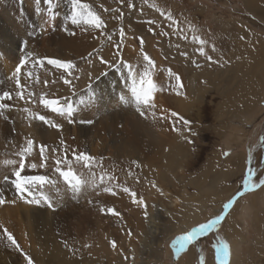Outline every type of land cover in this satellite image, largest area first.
<instances>
[{"label": "rangeland", "instance_id": "1", "mask_svg": "<svg viewBox=\"0 0 264 264\" xmlns=\"http://www.w3.org/2000/svg\"><path fill=\"white\" fill-rule=\"evenodd\" d=\"M84 2L92 4L94 10L105 19L107 23L105 31L113 34L114 42L107 41L100 35V32L94 30L91 33V35L94 33L93 37H88L96 42L95 47L91 48L92 50H88L82 56L66 58L63 56L62 60H70L76 65L74 76L78 79H73L74 88L65 85L60 79L61 71L47 65L46 60L44 67L33 68L32 60L34 59L54 58L46 54L33 53L28 65L21 69L20 80L21 84L30 86V90L35 93V96L30 101L27 92H25V99L20 100L15 97V93L18 91L15 87V75H12L11 71L4 67L0 59V94L3 91H10L13 94L12 100L4 101L10 107L0 110L3 122L9 127L7 131L9 133H5L1 138L2 142L6 144L3 146L0 142V196L7 202L8 200L14 201V199L21 201L11 185V180L15 179L12 172L19 166V156L16 154L26 147L27 139H33L38 144L37 147H34L35 153L32 152L27 157L22 175H46L50 179L56 180V187L64 193H60L63 198H61V203H58L59 195L55 188L45 184L43 187L38 186V190L50 197L53 205L51 208L43 202L40 205L22 202L32 207L30 212L33 209L41 210L37 214L33 212L32 216L36 215L35 218L39 217L41 220L40 227H42L46 239L52 243L57 242L56 247H60L59 250L66 253V262L121 264L119 261L123 260V264H133L134 261L141 262L143 258L144 264H182L187 261L188 255L186 256V254L189 253L193 264H201V257H203L204 264L207 262L217 264L215 244L219 240H224L230 247V257L237 256V261H244L241 264H264V187L245 192L243 196L237 197L236 203L226 213L223 212V205L237 196L238 192L243 191V178L248 174L249 169H252L260 178H264V17L251 12L246 5V0H147V2L134 0L136 7L132 9L126 6V0L124 5H120L117 0H84ZM260 2L264 3V0H256V5ZM38 3L41 5L38 6ZM56 3L61 6V16L59 10L54 6L51 13L49 12L46 0H0V13L4 9L6 10L10 21L15 25H20V28L24 30L25 34L22 38L26 40L30 39L31 25L36 21L40 22L45 34L56 31L58 23H61V28L62 25L67 29L73 26L68 19L71 14L69 0H53L55 6ZM26 5L33 6L35 10L30 14L21 15V11ZM10 7H14L11 13L7 10ZM104 8H120L124 13L123 19H112L113 13L105 12ZM160 12H164L165 16H161ZM168 13H171L172 17L180 22L182 32H178L171 25V21L166 19ZM50 15L55 16V19L50 20ZM5 20L3 14H0V23ZM149 20L156 23L150 25L147 23ZM120 27H124L126 32L122 42H119L120 39L116 41V38H119ZM150 27L154 29V32L149 31ZM162 32L167 35H161ZM196 35L206 41V44L203 45L204 54L199 52L201 45L192 39ZM139 37H143L145 41L144 51L156 63L153 78L159 89L155 94L158 102H162L169 95L180 98L181 93L185 94L188 88L187 73L194 74V69L199 70L196 72L198 78H204L201 80V82L203 81L201 86L198 87L200 91H194L191 94V98L195 102L201 101L199 103L201 107L197 108L195 105L186 109L187 112L186 110L176 111L172 108L178 114L176 117L179 119L177 130L172 131V135L176 139L177 137L181 139L184 136L181 141L186 144L189 150L187 159L190 164H186L184 170L178 173L176 179H180L179 181L175 182L170 177V182L168 179H156L154 173L157 168L150 170L147 163L134 157L116 159L99 154L92 155L86 148L77 146L75 149L77 153L87 152L96 158L93 163L96 166L89 170L83 166L82 162L79 164L74 162L73 168L77 174L84 178H88L92 172H95L97 183L96 185L89 184L80 193L74 195L67 190L62 178H59V174L54 171L53 161L56 158H62L64 153L58 147L61 144L42 143L30 132L22 131L23 127L16 123L21 121L27 127L26 119L34 117L36 113L40 114L42 110L46 109L39 104L41 94H44L46 98H58L62 101L61 103H65L67 100L83 103L81 101H83L82 97L85 91H88V97L101 96L103 92L111 94L118 86L120 73L116 69H118L121 60L124 61L123 64H131L133 68L144 64L140 54ZM114 43H119L120 46L118 49L114 48L113 52L111 51L113 54L102 51L104 48H110ZM94 49L100 51L94 52ZM127 49L132 50H129L132 55ZM89 52L93 53L91 57L88 56ZM101 55L105 59L108 56L106 60L109 61H114V57L117 55L120 59L114 61L115 66L107 65L106 67L105 65L106 68L100 73L103 74L109 70L113 72V76L96 81L97 75H93L91 72L93 65L101 64L99 61ZM208 56L212 57V61L207 59ZM89 60L91 63L88 62ZM19 61L20 59L17 58L14 68L19 65ZM168 69L179 74L183 88L178 90L175 87V77L169 76ZM28 71L33 72L31 80L27 76ZM125 72L129 74L128 69H125ZM200 72H203L202 76L199 75ZM36 75L39 76L40 83H35ZM197 77L195 79H198ZM229 77L231 80L228 79ZM44 80L49 81L47 86L44 85ZM210 84L211 88L208 86ZM123 85L124 80H121L120 87L122 88ZM177 90L180 94L176 93ZM89 104H94V101ZM25 108L29 111L25 112ZM46 110L50 112L49 109ZM184 120L189 123L185 124ZM215 129L219 130L216 132L218 134H215ZM17 137L21 141L20 148L17 147L18 149L15 151V146L14 148L11 146H13L14 138ZM40 144H46L49 147L48 152L45 153L48 157V166L45 168L39 167L41 161L38 146ZM53 148L59 149V152L54 154L51 151ZM225 152L229 155H224ZM57 155L59 156L57 157ZM68 156L72 157V153H68ZM9 158L16 160L17 163L5 165L4 161ZM51 158L53 159L51 160ZM227 160L229 163H226ZM32 163H36L37 168H31ZM208 168L211 169V174L214 176L219 173L220 169L225 170V168L231 173L218 174V179H203V170ZM149 172L153 175H150ZM101 174L106 177L110 176L112 179L106 178L104 183H100ZM181 174H183L182 177H180ZM5 175L10 177L8 182L3 179ZM255 179L256 177H254ZM166 180L169 181V184ZM155 183L161 184V186L168 184V186H162L167 192L161 194V191H157L156 187H153ZM106 187L112 188L116 194L105 192L104 188ZM124 187L134 191L137 194V199L142 197L148 206L147 215L151 211V213L155 212V217L158 214L161 215V208L166 207L168 201L177 200L178 210H173L176 221L172 220L170 223L171 218L167 219L166 217V221L169 222L166 224L164 219H159L160 227L165 230L166 238L164 236L165 239L163 238L157 246L150 241L156 248L151 245L153 254L150 253L148 247H143V245L149 244V239L142 240L143 227L140 229L135 226L138 221L137 224L144 225L146 219L144 210L132 202L129 193L123 192ZM102 208L105 211H101ZM108 208H114L121 215L117 217L108 214L106 211ZM186 211L193 214V217L190 218L192 222L187 228L185 227L187 223L176 224V222H181L182 214ZM217 215L224 216L220 224L190 242L184 251L178 254L175 252L172 242L178 236L191 231L200 224L209 222ZM228 215L232 216L230 226L237 241L235 250L232 248V241L224 233L223 223ZM43 216L46 219L42 218ZM30 219L32 220V218ZM30 221L28 219L25 225L29 226L31 223L32 225L29 226L31 227L36 224V220ZM33 221L34 223H32ZM25 225L21 223L22 229H27ZM5 228L13 235L20 250L7 241L3 231ZM13 228V226H8L5 222L0 221V238L4 239L8 248L4 260L0 258V264H27L24 254L31 258L33 264H55L51 261L47 263L37 261L35 257L38 248L35 242L31 244L33 238L29 242L30 238L26 234L24 237L26 247H23L16 228ZM159 234L162 235L161 232ZM111 241L116 242L115 249L112 248ZM0 247L6 248L1 244ZM1 253L0 251V255ZM229 264H236V260L232 262L230 259Z\"/></svg>", "mask_w": 264, "mask_h": 264}, {"label": "bare ground", "instance_id": "2", "mask_svg": "<svg viewBox=\"0 0 264 264\" xmlns=\"http://www.w3.org/2000/svg\"><path fill=\"white\" fill-rule=\"evenodd\" d=\"M37 5L40 6L41 4L38 3ZM246 5L249 8V10L253 12L255 15L262 16V18L264 17V3L260 2L258 5H256V0H246ZM4 6L6 5L4 4ZM54 7L59 10L61 16L62 15L61 6L56 3V6L54 5ZM13 8L12 7L7 8L8 12L11 13ZM33 10H35L33 6L29 7L28 5H26L23 7V10L21 11V15L30 14ZM0 14H3V16L6 18L5 21L0 23V45H1L0 59L4 64V67L11 71L12 75H14L15 73L14 69L16 68L14 67L16 64V59L17 58L21 59V57L24 56L26 52H31L35 54H39V53L46 54L62 60L63 56H65V58L82 56L88 50L95 47L94 44L96 42H93L91 39H88V37L90 38L94 34L93 33L91 35L94 29H90L89 31H83L82 30L84 27L83 25L81 26L73 25L72 27L68 28L73 30L65 31V29L62 30V28L63 27L66 28V26L62 25L63 27L61 28V23H58V27L56 31H50L47 34H45L43 32V28L40 22L36 21V23L31 25L30 39L24 40L22 36H24L25 33L24 30L20 28L21 26L15 25L12 23V21H10L5 9ZM69 32L74 33V35H70ZM116 39H117L116 41L119 40L118 37ZM89 40L91 41L89 42ZM131 48L132 50H134L133 47ZM102 51L104 52L106 51L107 53L110 54L111 51L112 52L114 51V47L113 45H111L110 48H104ZM131 51H129L130 55H132ZM123 62H120L118 69H116V71L120 73L117 83L118 86L117 88H115V91L111 92V94L103 92L101 96L88 97L87 96L88 91H85L83 92L84 95L82 97L83 101H81L83 103H80L79 101L76 100L66 101L67 104H71L72 107L76 109L73 117H71V122H69V119L60 116L59 114L53 113L51 111L47 112L46 109L41 111L40 114L45 115L48 119L54 121L57 124H60L62 126L60 129L50 127L44 122L39 121L38 119H34V117L26 119L27 127L24 126L21 121H18L16 125L23 127L21 128L22 131L30 132L31 134L36 136V138L39 139L42 143L51 142L52 144L58 145L57 143L61 144V141H64L65 142L64 145H60V146L58 145V147H60V149L63 152L65 146L68 149V153H72L73 150L77 149L78 146V148H86L87 151L90 152V154L92 155L99 154L105 157H111L116 159L134 157L139 161H143L144 163H147V165L150 166V170H152L151 168H157L156 173H154L156 179L169 180L171 177L172 180H175V182L179 181L180 179H176L177 176L179 175L178 173L184 170L186 164L187 165L190 164L189 159H187V154L189 150L186 144H184L181 141L182 137L184 136H182L181 139L179 137H177V139L173 138L172 133L174 132V130H177V122L179 121V119L177 117L171 116V112H173V109L176 111L183 112V110L190 109L195 105L197 106V108L201 107L199 104L201 101L195 102L194 99L191 98V94L194 91H200V89L198 90V87L201 86V83L203 82V81L201 82V80H203L204 78L197 77L198 74H196V72H198L199 70L196 69H194L195 71L192 70L194 71V74L187 73L188 74V82H187L188 88L186 90L187 92L185 94L181 93L180 98H175L173 95H169L162 102H158L155 97L154 103L156 104L155 112L157 114V119L153 120L151 117L145 119L135 111V108L133 106L124 105L120 102L119 98L121 95H129V85H130V80L128 79L129 74L128 72H125V69H128V67L125 64H123ZM93 66H94L93 69L91 67L92 69L91 73H93V75H97L95 78L96 81L98 79L104 80L113 76V72L109 70L105 71L103 74H100L101 71L107 67V65L106 67L105 64H96ZM203 72H200L199 75L202 76ZM195 77H197L198 79H195ZM228 79L231 80L230 77ZM121 80H124V85L122 86V88L120 87ZM208 86L209 88H211V84ZM203 87L206 88V86ZM201 90L204 91V89ZM91 101H94V104H89ZM161 115L165 116L166 119H159ZM89 120L92 121V123L86 122ZM3 121L4 120L0 116V142L2 143V145L6 143H3L1 138L4 137L5 133L7 134L9 133L7 132L9 128L8 125ZM216 129L214 130L215 134H218L216 132H219V130ZM20 141L21 140L19 137L14 138L13 146L11 147L14 148L15 146V151H17V149L20 148ZM35 142L36 143L34 147L35 146L37 147L38 142L37 141ZM32 152L35 153L34 150ZM58 156L59 155H57V157ZM53 158H51V160ZM226 163H229L228 160L226 161ZM93 166L96 165L94 164ZM218 172H219L218 174H222V175L231 173V171L230 170L228 171V169L226 168L225 170L220 169V171ZM149 173L150 175L151 174L153 175V173L151 172ZM218 174H216L215 176L212 175L211 169L208 168L203 170L202 176L203 179H218L219 178V176H217ZM182 176L183 174H181L180 177ZM168 180H166V182L169 184L170 180L169 181ZM164 182L165 181H163V183ZM168 184H162V186L163 185L168 186ZM155 185H156V190L161 191L162 194H165L167 192L164 189V187L161 186V184L158 185L155 183ZM60 193H64V192H60ZM60 193L58 194L59 195L58 203L61 201V198H63V196ZM31 209L32 207L22 202V200L21 201L15 200V203L8 200V202H6L5 204L0 205V221L5 222L6 224H8V226L9 225L13 226L14 227L13 229L16 228L21 243L23 244L22 245L23 247H26L25 245L26 240H24L26 234L30 238L28 239V241L30 240L29 242H31V238L34 239V240L32 239L31 244L35 242L37 245L38 251L36 252V257H35L37 261L39 260L42 263L45 262L47 263L51 261L54 262L55 264H78V262L76 261L66 262L65 261L66 253L64 251H60L59 250L60 247L59 248L56 247L57 242L52 243L51 241L46 239L45 234L43 235L42 227H40L41 220L39 219V217L35 218L36 215L34 217L32 216L33 212L37 214V212L40 213L41 210L33 209L32 212H30ZM161 210H162L161 215L159 214L157 215L159 218L157 216L156 217L154 216L155 212L151 213L150 211L146 219L144 218L145 223L143 226L141 225L142 223L141 224L139 223L140 225L137 224L139 221L135 223V226L140 227V229L143 227L142 240L146 241L149 239V244L143 245V247L146 248L148 247L150 249L151 254H153V249L151 250L152 248L151 245L153 244H151L150 241H152L155 244V246H157L158 244L161 243L162 239L165 236L164 233L165 230H162V228L160 227L161 222L159 221V219L160 218L164 219L166 224H168L172 220L176 221V218L174 216L175 211L173 210H178L177 200L175 199L172 201L171 200L168 201L166 207H162ZM134 214L136 213L134 212ZM166 217L167 219L171 218L169 222L166 221L167 220ZM182 217L183 218L180 219L181 222L180 223L176 222V224L187 223V225L185 226L187 228L192 222L190 218L193 217V214H190L189 212L186 211L182 214ZM231 217L228 215V217L225 219V222L223 223V227H224L225 236L230 241H232V248L233 250H235V245H237L236 243L237 241L231 232L232 231V227L230 226ZM30 218H32V220L33 219L36 220L35 221L36 224H33V226L31 227L29 226L32 224L29 222H28L30 224L29 226L28 224L25 225L26 224L25 222L28 221V219L29 221L31 220ZM42 218L45 217L43 216ZM23 219L24 220L27 219V220L24 221ZM256 220L258 219L256 218ZM21 223L25 225L26 226L25 228L29 230L22 229ZM32 223H34V221ZM133 223H134V218H133ZM25 230L27 232L29 231L28 232L29 234ZM160 232L162 235L159 234ZM237 234L234 235L236 236ZM0 244L6 247V248L0 247V251L2 252L0 258H3L4 260L8 248L4 239L0 238ZM186 256L188 257V259L186 262L184 261L182 264H193L192 257L190 256V254L187 253ZM237 258L238 257L234 255L230 257L232 262H235L236 260V264H241V262L244 263V261L241 260L237 261L238 260ZM142 260L143 258L141 259V262ZM122 261L123 260H120L119 262L123 264ZM141 262H139L138 260V261H134L133 264H144L143 262L142 263ZM209 263L212 264V262H207L206 264ZM216 263L219 264V261L217 259H216Z\"/></svg>", "mask_w": 264, "mask_h": 264}, {"label": "snow or ice", "instance_id": "3", "mask_svg": "<svg viewBox=\"0 0 264 264\" xmlns=\"http://www.w3.org/2000/svg\"><path fill=\"white\" fill-rule=\"evenodd\" d=\"M71 5V14L68 17L70 20V23L72 25L81 26L83 25V31H89L90 29L97 30L100 32V35L105 37V39L109 42L113 41V34L105 31L107 29V23L105 19L102 18V16L94 10L92 4L84 2V0H69ZM117 2L120 5L125 4V0H117ZM147 2V0H145ZM46 3L49 6V12L51 13V9L53 8V0H46ZM126 6L129 9L135 8L136 5L134 3V0H126ZM103 7V5H101ZM105 12H111L113 13L112 19L115 20H122L124 13L121 11L120 8H104ZM159 11V9H157ZM119 15H116V14ZM161 16H165L164 12H160ZM50 20H54L55 16L50 15ZM166 19L171 21V25L176 28L178 32H182V29H180V22L175 20L171 13H168L166 16ZM148 24H155L156 22L153 20L147 21ZM191 28V25L189 26ZM194 31V29H192ZM65 31H68L67 28H65ZM150 32H154L153 28H149ZM70 35H74V33L69 32ZM161 35H167V33L162 32ZM126 35L124 27H120L118 31V36L120 39V42L123 41L124 37ZM187 39V37H184ZM139 43H140V54L142 56V59L144 61L143 65H137L136 68H133L131 64L126 65L129 70V77L130 85H129V95H121L120 96V102L124 105L133 106L135 108V111L143 118L148 119L151 117L153 120L157 119V114L155 112L156 104L154 103V98L156 92L159 90L156 81L153 78V72L156 69V63L155 61L148 55L147 52L144 51V44L145 41L143 37H139ZM193 41H195L197 44L201 45L199 48V52L201 54H204L205 49L203 45L206 44V41L201 38L200 36L196 35L192 37ZM119 43H114V48H119ZM214 50V46H213ZM94 52H98L100 50L94 49ZM93 55L92 52L88 53V56L91 57ZM184 55H187L184 53ZM33 57V53L26 52V54L20 59L19 65L15 69V87L18 91L15 93V97L24 100L25 99V92H27V96L29 100L31 101V98L35 96V93L30 90V86H26L21 84L20 80V73L21 69L23 67H26L28 65L29 60ZM83 59V57H82ZM116 59H120L117 55L114 57V61ZM207 59L209 61H212V57L208 56ZM45 60L47 62V65L53 66L55 69L61 71L60 79L63 81L65 85H68L70 88H74L73 79H78V77L74 76V70L76 69V65L70 61V60H61V59H55V58H40V59H34L32 60V67L33 68H42L45 66ZM99 61L101 64L109 65V66H115L114 61L106 60L102 55L99 56ZM91 63V60L88 61ZM121 62H123L121 60ZM142 68V70H140ZM169 76H174L176 80L175 87L177 89L183 88L182 80L179 74H175L172 72L171 69H168ZM28 78L31 80L33 79V72L28 71L27 72ZM55 83V81H52ZM35 83H40L39 76H35ZM44 85L47 86L49 81L44 80ZM177 94H180L177 92ZM13 94L10 91H3L2 94H0V110H3L5 108H9L10 105L4 103L5 100H12ZM34 102V101H33ZM39 104L42 105L44 108L49 109L53 113H57L60 116L65 117L66 119H69V122H71V117H73L76 109L72 107L71 104H67L65 101V104H62L60 99L58 98H46L44 94H41L39 96ZM25 112H28L29 110L27 108L24 109ZM178 114L176 112H171V116L176 117ZM34 119H38L39 121L44 122L45 124L49 125L50 127L60 129L62 126L60 124L55 123L54 121L48 119L45 115L36 113L34 116ZM159 119H166L165 116L161 115ZM181 119H183L181 117ZM87 123H92V121H86ZM184 123H189L187 120H184ZM35 141L33 139H27L26 147L22 148V150L17 154L19 156V166L18 168L14 169L12 172V176L15 177V179L11 180V185L14 187L15 192L17 193L20 200L24 201L27 204L30 205H40L41 202L46 204L49 208H51L52 201L48 195H46L43 191L38 190L39 187H43L45 184L51 185L53 188H55L56 192L60 193V188L56 187L57 181L54 179H50L46 175H32V176H26L22 175V172H24L26 167V159L28 156L31 155L32 151L34 150ZM65 142L61 141V145H64ZM39 156H40V168H45L48 166V157L45 155L46 152H48L49 147L46 144H40L39 146ZM51 151L56 154L59 152V149L53 148ZM224 155H229V153L225 152ZM96 160L95 157L89 155L87 152H76L73 150L72 157L69 159L68 156V149L65 146L64 147V153L62 158H56L53 163L55 165L54 171L59 174V177L62 178L64 184L67 186V190L71 193L78 194L80 193L84 187L91 185H96L97 180L95 173L92 172L88 178H84L81 175L77 174L75 169L73 168V163H83V166L85 168H88L91 170L93 167V163ZM5 165H15L17 163L16 160H6L4 161ZM31 168L35 169L37 168L36 163H32ZM66 166V167H65ZM254 177L256 179L254 180ZM111 180L112 177H106L105 175L101 174L99 177V182L104 183L105 179ZM5 182H8L10 177L8 175H5L3 177ZM153 187H156L155 184H153ZM258 187H264V178H260L257 176L252 169L248 170V174L243 178L242 182V188L243 191H240L237 193V196H234L232 199L228 200L227 203L223 205V212L226 213L235 203L237 200V197L243 196L245 192H251L255 191ZM36 189V190H34ZM105 192H110L111 194L115 195L116 193L113 191L112 188H104ZM123 192L129 193L132 197V202L134 204H137L139 207L143 208L144 215L147 217V204L144 201V199L141 197L137 199V194L134 191H131L128 187L123 188ZM162 194V193H161ZM7 201L0 196V205L5 204ZM15 203V200L12 201ZM101 211H105V209H101ZM108 214H111L113 216L119 217L121 214L116 211L114 208H108L107 210ZM224 219L223 215H217L214 219H211L207 223L200 224L198 227L192 229L191 231L186 232L183 235L178 236L173 242H172V248L175 250V252L178 254L181 251H184L186 246L195 240L200 235L209 232L210 230L214 229L218 224L221 223V221ZM4 234L7 238V241L10 242L11 245L15 246L17 250H20V246L17 243V241L13 238V235L7 231L5 228ZM131 235V233H129ZM111 246L113 249L117 247V244L115 241H111ZM215 252H216V259L219 261V264H229L230 262V247L228 243L224 240H219L218 243L215 244ZM24 258L27 261V264H33V261L31 258L24 254ZM201 264H204L203 257H201Z\"/></svg>", "mask_w": 264, "mask_h": 264}]
</instances>
